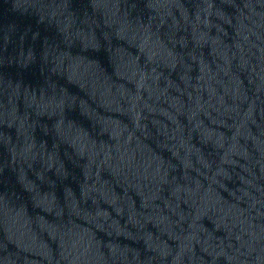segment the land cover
Segmentation results:
<instances>
[{
	"label": "water",
	"instance_id": "1",
	"mask_svg": "<svg viewBox=\"0 0 264 264\" xmlns=\"http://www.w3.org/2000/svg\"><path fill=\"white\" fill-rule=\"evenodd\" d=\"M17 264H264V0H120Z\"/></svg>",
	"mask_w": 264,
	"mask_h": 264
}]
</instances>
